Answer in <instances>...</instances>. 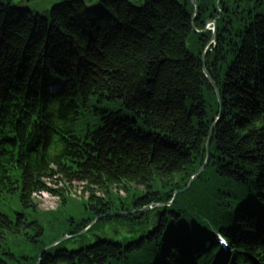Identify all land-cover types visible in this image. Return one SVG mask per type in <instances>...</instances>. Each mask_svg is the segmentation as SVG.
Returning <instances> with one entry per match:
<instances>
[{"label": "trees", "instance_id": "obj_1", "mask_svg": "<svg viewBox=\"0 0 264 264\" xmlns=\"http://www.w3.org/2000/svg\"><path fill=\"white\" fill-rule=\"evenodd\" d=\"M8 2L0 0V130L31 147L0 160V264H36L44 247L96 217L169 202L204 164L213 124L206 167L158 207L160 222L154 210L101 218L88 231L100 243L74 237L77 249L63 242L40 264H264V17L216 20L204 67L219 111L200 62L212 32H196L214 17L191 21V4L115 1L96 16L71 3L37 17ZM51 83L62 84L54 96ZM104 102L143 129L94 106ZM40 192L58 197L54 211H39ZM200 219L221 227L230 255Z\"/></svg>", "mask_w": 264, "mask_h": 264}, {"label": "flooded vegetation", "instance_id": "obj_2", "mask_svg": "<svg viewBox=\"0 0 264 264\" xmlns=\"http://www.w3.org/2000/svg\"><path fill=\"white\" fill-rule=\"evenodd\" d=\"M12 2V0H10ZM24 1L31 2L32 0H20L17 4L20 5ZM36 1H45V0H36ZM51 2L61 3V5L71 4V3H79L86 10L87 5H95L96 10L90 11L92 15L98 16L99 14H103V16L108 15L106 7L111 4V2L115 1H125L127 3H131L135 7H144L145 4H149L153 0H47ZM177 3L180 1L182 4L186 5V7L191 4V0H176ZM196 2L197 14L196 17H200L202 14H207V16L214 17V19H219L222 16L224 18H235L240 16L244 19L249 18H258L264 17V0H192ZM179 2V3H180ZM59 6V7H60ZM58 7V8H59ZM191 15L195 11V7L192 5ZM54 12V11H53ZM87 12H89L87 10ZM100 17V16H99Z\"/></svg>", "mask_w": 264, "mask_h": 264}, {"label": "rangeland", "instance_id": "obj_3", "mask_svg": "<svg viewBox=\"0 0 264 264\" xmlns=\"http://www.w3.org/2000/svg\"><path fill=\"white\" fill-rule=\"evenodd\" d=\"M20 0H12V3L13 4H18ZM35 0H32L31 2H27V4H32L34 3ZM220 19V18H219ZM217 20V19H216ZM217 22V21H216ZM216 22H214L215 26H216ZM209 26H212L211 24H209L208 26H206L205 28L207 29V27ZM211 28V27H209ZM209 43V42H208ZM206 51V50H205ZM204 51V52H205ZM205 59V58H204ZM202 64V63H201ZM202 68L205 69L204 67V62L202 64ZM206 70V69H205ZM47 91L49 92H56L55 91V87H50V88H47ZM94 106L98 107V108H101V109H106L107 111H110L112 113H117L118 116H121L122 118H125V119H130L131 122L133 121H136V128L137 129H143V126L141 125L140 121L132 114V113H129L127 111H125L122 107H120L118 104H115V103H112V104H107L105 105V102L104 103H95ZM94 106L92 107V109L94 108ZM85 123V122H84ZM88 123H91V119L88 118ZM214 125V124H213ZM133 126V125H132ZM212 126V125H211ZM55 181V179H53ZM54 184L55 183H52L50 181H47L46 182V185L49 186V187H53L54 188ZM51 185V186H50ZM60 185V183L58 184ZM82 187L83 185L82 184H79V183H75L74 185H72V188H71V192L70 194H72L73 197L75 198H79L80 194H81V191H82ZM113 192H116L118 196H121L123 197L125 194L124 192L122 191H116V189L113 190ZM34 197V202L36 203V205L38 206V209L39 211H49V210H54L56 209L57 207V204H58V197L57 196H54L52 194H49V193H45V192H40V193H37L36 195L33 196ZM150 207V206H149ZM154 210V209H152ZM129 216V215H128ZM127 216V217H128ZM122 218H125V217H122ZM121 231V228L119 227L118 228V233H120ZM110 234H114V232L112 230H109L108 231ZM122 232V231H121ZM84 235H87V232L84 234ZM94 236H99L98 234L96 233H88V237L90 239H93ZM114 237V236H113ZM78 238V236L76 237ZM73 239V238H72ZM69 240H71V238L69 239H66L64 241V243H69L68 245L71 246V248L73 250L77 249V245L76 243H73L75 241H71L69 242Z\"/></svg>", "mask_w": 264, "mask_h": 264}, {"label": "water", "instance_id": "obj_4", "mask_svg": "<svg viewBox=\"0 0 264 264\" xmlns=\"http://www.w3.org/2000/svg\"><path fill=\"white\" fill-rule=\"evenodd\" d=\"M193 2V1H192ZM53 2H51V1H38V2H34V3H32V4H30V5H26L25 3L20 7V8H18V9H22V10H25V11H28V12H30V13H32L33 11H35L36 13H35V15L36 16H41L42 15V13H44V12H48V11H52L56 6H53V4H52ZM193 4L196 6V3L195 2H193ZM27 6V7H26ZM195 14H196V11H195V13L193 14V16L191 17V21H193L194 20V16H195ZM212 24H213V28H214V26H215V24H214V21L212 22ZM206 25H208V22H206ZM205 31V29L202 31V33ZM213 39H214V36H212V38H211V40H210V42L208 43V44H210L212 41H213ZM201 63L203 64V62H204V56H202L201 57ZM203 72H204V75H205V77H206V79H207V81L209 82V84H210V86H211V88L213 89V92H214V94H215V96H216V98H217V102H218V106H219V110H220V94H219V92H218V90H217V87H216V85L214 84V82L211 80V78L208 76V74H207V72H206V70L203 68ZM214 127H215V125H212V127H211V129H210V131H209V134H208V137H207V140H206V143H205V150H206V159H205V162H204V164L199 168V170L196 172V174L193 176V177H191V179L189 180V182H188V184L186 185V187L184 188V189H182V190H180V191H175L174 192V194H173V198H172V201L171 202H169V203H167V204H165V205H163V206H170L171 204H172V202L175 200V197H176V195H178V194H181V193H183V192H185L189 187H190V185L195 181V179H196V177L203 171V169L205 168V166L207 165V162H208V159H209V143H210V137H211V135H212V132H213V129H214ZM150 209V207H146V208H144V210H149ZM140 210H137V211H133V212H130L129 214H132V213H137V212H139ZM127 214H124V213H114V214H109L108 216H114V217H116V216H119V217H122V216H126ZM162 215H163V212L162 211H158L157 213H156V215H155V217L157 218V221H159L160 219H161V217H162ZM99 219V217H97L91 224H90V226L89 227H87L84 231H82L80 234H83V233H85L86 232V230H88L97 220ZM66 239V237H64V238H62V239H60L59 241H57V242H55V243H53V244H51V245H49V246H47V247H45L42 251H41V253L39 254V258L47 251V250H49V249H51V248H53L55 245H57L58 243H60V242H62L63 240H65ZM98 241H100V239L98 238ZM37 264H40V260H38V262H37Z\"/></svg>", "mask_w": 264, "mask_h": 264}, {"label": "bare ground", "instance_id": "obj_5", "mask_svg": "<svg viewBox=\"0 0 264 264\" xmlns=\"http://www.w3.org/2000/svg\"><path fill=\"white\" fill-rule=\"evenodd\" d=\"M127 4L131 5L130 3H127ZM56 208H57V207H56Z\"/></svg>", "mask_w": 264, "mask_h": 264}]
</instances>
